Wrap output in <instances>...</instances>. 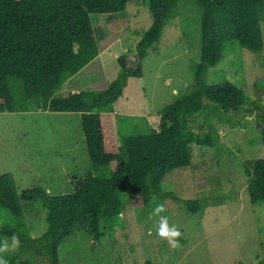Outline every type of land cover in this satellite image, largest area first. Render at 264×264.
I'll return each instance as SVG.
<instances>
[{
  "label": "rangeland",
  "instance_id": "obj_1",
  "mask_svg": "<svg viewBox=\"0 0 264 264\" xmlns=\"http://www.w3.org/2000/svg\"><path fill=\"white\" fill-rule=\"evenodd\" d=\"M193 0H182L176 19L164 27L158 52L143 61V75L130 78L124 94L114 104L118 140L157 127L159 111L194 85L193 66L200 62L201 35L197 12L189 11ZM186 4L188 10L182 8ZM199 12V8L197 6ZM119 29L115 43L95 60L100 71L85 70L65 82L58 94L66 96L97 81L111 82L120 67L117 57L134 51L141 33L153 18L144 2H131L125 12L111 16ZM263 50L252 53L232 43L224 58L207 75L210 84L223 77L241 85L257 99L255 83L264 92ZM20 102L22 86L11 80ZM264 104V94L261 98ZM201 119L218 138L215 147L193 144L192 165L168 172L159 194L149 205L134 207L128 191H120L124 203L121 223L95 238L90 220L71 229L59 247L61 264H259L264 262V202L253 204L248 192L245 165L264 158V120L252 103L223 112L214 104ZM253 108V109H252ZM158 128V127H157ZM126 159L119 153L107 164H93L80 113L44 110L0 113V175L11 172L19 192L41 187L52 195L75 191L88 174L112 175ZM186 199L200 200L204 209L191 213ZM163 203L161 215L182 233L179 248H171L157 234L159 217L149 219L153 208ZM32 237L47 230V210L40 202L22 201ZM13 223L8 210L0 211V226ZM31 256V255H30ZM38 264H49L38 257Z\"/></svg>",
  "mask_w": 264,
  "mask_h": 264
},
{
  "label": "trees",
  "instance_id": "obj_2",
  "mask_svg": "<svg viewBox=\"0 0 264 264\" xmlns=\"http://www.w3.org/2000/svg\"><path fill=\"white\" fill-rule=\"evenodd\" d=\"M131 2H144L152 15L150 27L141 33L134 51L117 57L120 70L111 82L97 81L89 88L58 94L71 77L94 66L101 53L119 36L112 15L125 12ZM189 11L200 20L201 60L195 64L194 85L159 111L157 127L118 140L114 104L123 96L130 78L143 75V61L158 52L166 24L179 16L182 0H0V113L44 110L80 113L93 164L126 159L112 175L88 174L70 193L52 195L41 187L19 192L11 172L0 175V211L8 210L13 223L0 226V239L19 234L20 247L10 254V264H61L59 247L77 223L90 220L95 238L121 223L126 189L134 207L149 205L159 194L164 176L192 165V146L215 147L217 135L208 128L211 118L201 119L214 104L223 112L250 102L264 120V92L256 82L257 99L223 77L210 84L208 72L224 58L228 43L259 54L263 50L264 0H193ZM199 8V12L197 10ZM182 8L188 10L184 4ZM22 86L20 102L11 80ZM253 109V108H252ZM248 192L253 204L264 202V158L245 165ZM22 201L40 202L47 210V230L40 237L29 231ZM191 213L204 209L200 200L186 199ZM31 255V256H30ZM259 264H264L261 261Z\"/></svg>",
  "mask_w": 264,
  "mask_h": 264
},
{
  "label": "clouds",
  "instance_id": "obj_3",
  "mask_svg": "<svg viewBox=\"0 0 264 264\" xmlns=\"http://www.w3.org/2000/svg\"><path fill=\"white\" fill-rule=\"evenodd\" d=\"M167 209L163 203L156 205L149 214V219L159 217L156 234L163 240L167 241L171 248H179L182 233L179 228L169 223V218L161 213L166 212ZM19 234H13L11 237H4L0 239V264H10L8 254L15 252L20 247Z\"/></svg>",
  "mask_w": 264,
  "mask_h": 264
},
{
  "label": "crops",
  "instance_id": "obj_4",
  "mask_svg": "<svg viewBox=\"0 0 264 264\" xmlns=\"http://www.w3.org/2000/svg\"><path fill=\"white\" fill-rule=\"evenodd\" d=\"M117 75H118V72H116V77H117Z\"/></svg>",
  "mask_w": 264,
  "mask_h": 264
}]
</instances>
